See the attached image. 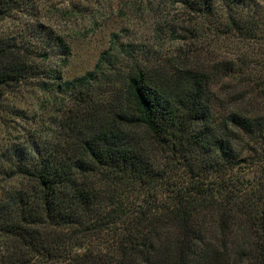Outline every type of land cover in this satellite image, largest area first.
Instances as JSON below:
<instances>
[{
	"label": "trees",
	"instance_id": "obj_1",
	"mask_svg": "<svg viewBox=\"0 0 264 264\" xmlns=\"http://www.w3.org/2000/svg\"><path fill=\"white\" fill-rule=\"evenodd\" d=\"M189 3L215 32L260 29L258 0ZM112 51L55 77L68 94H50L48 145L17 150L0 194V264H264V80L230 51L202 68L137 66L120 94H94ZM25 56L0 38L1 106L31 77Z\"/></svg>",
	"mask_w": 264,
	"mask_h": 264
},
{
	"label": "rangeland",
	"instance_id": "obj_2",
	"mask_svg": "<svg viewBox=\"0 0 264 264\" xmlns=\"http://www.w3.org/2000/svg\"><path fill=\"white\" fill-rule=\"evenodd\" d=\"M258 1L260 29L246 38L223 27L215 32L210 17L197 15L189 0H12L11 12L0 21V38L23 52L33 69L0 105V194L8 188L5 180L16 175L9 167L19 159L17 150L48 145L54 118L60 116L50 94H68L58 91L55 77L85 74L110 47L117 56L110 83L94 94H118L137 66L158 73L202 68L230 51L263 81L264 0ZM44 51L47 56L38 57ZM213 264L227 262L215 257Z\"/></svg>",
	"mask_w": 264,
	"mask_h": 264
}]
</instances>
